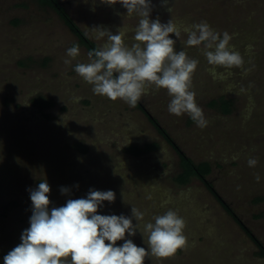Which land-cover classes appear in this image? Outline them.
Masks as SVG:
<instances>
[{"label": "rangeland", "instance_id": "obj_1", "mask_svg": "<svg viewBox=\"0 0 264 264\" xmlns=\"http://www.w3.org/2000/svg\"><path fill=\"white\" fill-rule=\"evenodd\" d=\"M61 1L101 47L107 36L97 38L94 28L121 29L124 42H134L140 17L119 2ZM150 6L151 19L171 21L179 32L171 35L175 50L198 61L191 90L207 124L201 128L187 114H170L165 89L150 86L141 99L189 155L212 162L209 176L217 189L264 241V0H150ZM202 22L221 37L231 35L229 48L241 54V66L209 64L207 42L186 46L188 31ZM74 45L79 55L72 58L67 49ZM88 52L51 6L0 0V264L30 226V191L45 181L50 208L86 198L90 189L114 191L115 201L103 202L98 214L132 218L131 208L138 209L143 219L132 220L139 230L126 239L145 248L144 225L175 210L185 221L186 246L166 259L149 255L145 264H264L255 242L200 179L175 182L179 155L147 115L94 94L75 73L78 63L90 62ZM38 95L52 104H33ZM221 96L233 100L230 113L207 104ZM151 141L159 148L127 150ZM250 158L256 166L249 167Z\"/></svg>", "mask_w": 264, "mask_h": 264}, {"label": "clouds", "instance_id": "obj_2", "mask_svg": "<svg viewBox=\"0 0 264 264\" xmlns=\"http://www.w3.org/2000/svg\"><path fill=\"white\" fill-rule=\"evenodd\" d=\"M102 3H120L128 15L140 17L129 46L124 42V31L116 34L94 28L97 38L107 36V42L98 50L88 52L89 63H78L74 71L85 82L92 85V91L112 101L123 100L135 107L146 89L155 86L165 89L171 100L168 112L177 117L187 114L198 127H205L207 121L203 110L197 105L195 92L191 90V78L198 61L174 48L179 36L171 21L161 23L151 19L150 0H101ZM231 35L211 30L207 22L194 24L188 31L186 46H199L204 42V55L209 64L227 68L239 67L243 58L238 51L230 50ZM67 55H79V46L67 49ZM65 63H70L65 60ZM258 161L248 160L249 167ZM256 180L260 177L257 175ZM62 194L69 189L62 187ZM50 185L38 183L30 191L32 215L30 226L21 235V242L4 257V264H145L149 255L157 259L173 256L186 246L183 234L185 221L172 209L153 217V222L144 225L147 248L137 246L128 237L139 230L136 222L143 219V213L131 208L132 218L121 215H101L98 209L103 202H114L115 192L90 189L86 198L68 199L65 205L49 207ZM143 235V234H142ZM123 241L122 244H117Z\"/></svg>", "mask_w": 264, "mask_h": 264}, {"label": "trees", "instance_id": "obj_3", "mask_svg": "<svg viewBox=\"0 0 264 264\" xmlns=\"http://www.w3.org/2000/svg\"><path fill=\"white\" fill-rule=\"evenodd\" d=\"M40 5L51 6L64 20L69 29L78 37L79 41L83 43L89 51L98 50L101 48L99 42L92 38L89 33L78 23L66 5L61 0H37ZM33 104L45 109L52 104V100L38 95L32 98ZM210 107L217 108L223 113H230L233 110V100L227 97L212 98L207 103ZM136 107L140 108L156 127L158 132L165 138V140L175 149L180 158V170L174 175V180L180 185L188 184L194 178L200 179L209 191L221 202L225 210L240 224L248 236L255 242L258 247V255L264 257V241L255 233V231L248 225L241 215L237 212L234 206L227 201L224 196L217 189L214 181L210 178V173L213 170V165L210 160L202 159L195 160L182 147V145L175 139L170 130L160 121V119L152 113L147 105L140 100ZM159 148L157 141L146 142L143 145L129 144L127 150L133 154H140L145 151H153Z\"/></svg>", "mask_w": 264, "mask_h": 264}]
</instances>
